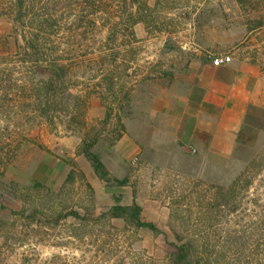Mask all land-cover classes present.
Returning <instances> with one entry per match:
<instances>
[{
  "label": "rangeland",
  "instance_id": "obj_1",
  "mask_svg": "<svg viewBox=\"0 0 264 264\" xmlns=\"http://www.w3.org/2000/svg\"><path fill=\"white\" fill-rule=\"evenodd\" d=\"M13 1L0 0V264H111L123 252L129 260L168 264L175 231L200 234L205 224L212 226L210 239L222 260L217 264H264V170L231 205L212 218L201 216L203 197H213L210 185L228 189L251 162L264 165V146L248 163L243 157L199 158L177 142L168 113L180 74L193 60L227 54L264 71V0H104L101 11L83 16L62 9L54 42L42 45L68 51L71 67L67 86H57L52 121L37 107L44 85L16 62L25 43L16 42ZM33 1L28 6L35 13L23 15L54 12L52 4L44 10ZM114 52L121 68L131 67L120 72L130 92L120 111L127 134L117 143L102 135L93 152L126 186L100 179L79 152L85 136L110 129L102 123L107 109L100 98L108 84H99L94 71L109 70ZM67 88L84 98L83 120L60 112ZM69 161L78 167L71 182ZM134 204L166 235L116 219L59 218L69 212L97 218L115 205Z\"/></svg>",
  "mask_w": 264,
  "mask_h": 264
},
{
  "label": "trees",
  "instance_id": "obj_2",
  "mask_svg": "<svg viewBox=\"0 0 264 264\" xmlns=\"http://www.w3.org/2000/svg\"><path fill=\"white\" fill-rule=\"evenodd\" d=\"M36 1H33L32 4H36ZM104 0H40L41 8L45 10V6L52 4L54 12L51 14H45L43 16L37 17L31 14H24L27 10H33L28 6V0H14L13 4L15 9H17V16L15 18L16 29L19 31V35L16 36V42L18 43L20 39L23 40L25 46L18 47L17 52V63L24 65L26 70L31 74L30 77L36 80L37 85L39 83L44 85V97H39L37 107L39 108L40 116L47 117L53 120V116L50 114L55 110L54 104L56 98L58 97L57 86L62 84L67 86V79L71 76V67L67 63V58L69 55L68 51L55 52L49 51V48H43V44H49L54 42V36H57L59 33L58 27L64 18L65 14L61 16L58 15V12L64 13L71 12V14L76 15L80 13L81 16L85 12L97 13L101 11V5ZM150 7L148 4L142 5V11L149 13ZM30 15V16H28ZM140 21L138 20V23ZM132 24H137V21H134ZM131 35L134 36V31H131ZM46 47V46H44ZM19 56V57H18ZM108 57V56H107ZM110 60V69L106 72L103 71H94L95 78H100L99 84L107 83L108 87L103 89L100 98L104 101L106 105V118L102 122L105 126L109 124L110 129H106L96 132L95 135L85 136L82 140L80 147V154L85 156V158L91 163L95 174L107 182L108 184H116L119 186H126L127 180H118L111 176L110 172L107 170L105 164L101 159L93 152V148L98 143L102 135L111 137L114 143L122 140L127 134L126 125L123 122L122 114L120 111L124 109V105L130 102V92L126 89L125 85L122 84L123 76L121 74L123 71L128 70L131 67L121 68L118 63V52L112 53ZM121 72V74H120ZM128 77V75H126ZM40 77V78H39ZM66 97H64L62 103V108L60 112L64 114H69L82 118L84 113H82L83 108L86 106L84 104V98L81 96H75L71 93L70 89L66 90ZM118 107L119 112L116 111ZM58 113L57 115H59ZM71 116V117H73ZM80 121V124L85 126V121ZM109 130V131H108ZM103 132V133H102ZM40 148H43L40 146ZM68 165L71 166L72 170L69 175L68 181L71 182L74 180L77 174V164L73 161H69ZM260 170L259 172H254V168ZM264 165L256 166V161H253L249 164L248 168L238 176L232 185L228 189L222 187H216L210 185L209 191H213V197L207 199L206 194L203 198L204 204L202 205L201 216L203 218H212L213 212L217 209H221L223 206L231 205L233 200H236L241 193L248 192L254 185L256 177L261 175L260 172L264 170ZM257 171V170H256ZM82 179L84 175L81 174ZM207 193H209L207 191ZM218 199V202L215 201ZM238 207L233 208L237 211ZM24 214V213H23ZM73 217L84 223L88 222H106V220H122L128 226H132L135 229H144L148 230L156 235H166L164 231L159 229L155 224L151 222H146L143 219V209L137 204L132 206H121L115 205L108 212L102 214L101 216L94 218L92 216L82 217L77 212H69L65 215H61L59 218H69ZM34 218V217H33ZM32 219V218H31ZM36 219V218H35ZM35 219H32L33 221ZM212 226L205 224L201 229V233H194L191 228L186 229V231L180 234V232L175 231L177 243L173 244L175 251L170 255L168 259V264H217V262L222 261L221 258H216L217 255V245L215 242L211 241L210 233L212 232ZM118 235L120 231L115 230ZM121 249V247H120ZM225 249V250H224ZM222 249L224 252L228 251V246H225ZM124 251V250H123ZM122 251V252H123ZM112 262V263H111ZM111 264H148V262L140 258H134L129 260V258L124 254L121 257H118L115 261H111ZM63 264H67L65 261ZM241 264V263H239Z\"/></svg>",
  "mask_w": 264,
  "mask_h": 264
},
{
  "label": "crops",
  "instance_id": "obj_3",
  "mask_svg": "<svg viewBox=\"0 0 264 264\" xmlns=\"http://www.w3.org/2000/svg\"><path fill=\"white\" fill-rule=\"evenodd\" d=\"M231 57L223 66L210 60L187 65L168 113L185 150L207 160L243 157L248 163L264 146V71Z\"/></svg>",
  "mask_w": 264,
  "mask_h": 264
},
{
  "label": "built area",
  "instance_id": "obj_4",
  "mask_svg": "<svg viewBox=\"0 0 264 264\" xmlns=\"http://www.w3.org/2000/svg\"><path fill=\"white\" fill-rule=\"evenodd\" d=\"M230 55H219L213 58V63L217 66H223L230 64L233 60Z\"/></svg>",
  "mask_w": 264,
  "mask_h": 264
}]
</instances>
